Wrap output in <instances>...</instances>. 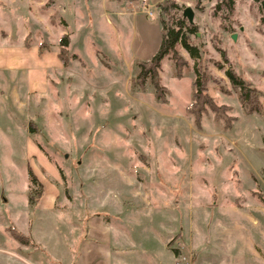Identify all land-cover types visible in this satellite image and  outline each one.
I'll list each match as a JSON object with an SVG mask.
<instances>
[{
  "label": "rangeland",
  "instance_id": "1",
  "mask_svg": "<svg viewBox=\"0 0 264 264\" xmlns=\"http://www.w3.org/2000/svg\"><path fill=\"white\" fill-rule=\"evenodd\" d=\"M111 1L0 0V264H88L108 254L119 224L137 240L160 221L177 226L159 229L164 237L198 240L206 264H264V11L252 0L230 12L214 10L217 0H175L192 10L198 57L177 48L180 77L162 60L161 101L131 81L135 52L160 29L156 0L153 20L140 0H116L130 11L131 2L137 20L105 16L101 2ZM61 31H75L67 66L32 68L37 46L55 53ZM195 68L223 107L218 116L206 107L197 123ZM227 69L258 92L259 112L243 113ZM27 167L42 186L35 207Z\"/></svg>",
  "mask_w": 264,
  "mask_h": 264
},
{
  "label": "trees",
  "instance_id": "2",
  "mask_svg": "<svg viewBox=\"0 0 264 264\" xmlns=\"http://www.w3.org/2000/svg\"><path fill=\"white\" fill-rule=\"evenodd\" d=\"M258 4V8L264 11V0H252ZM234 0H217L214 10L223 9L230 12L233 8ZM158 19L160 24V39L154 53L145 60L135 61L136 73L131 80L140 89L147 82L153 89V96L156 100L164 101L165 87L160 83L159 71L161 62L164 58H168L174 67L176 77H180L182 66L185 65L184 59L178 53L177 48L185 50L190 57L197 58L198 50L195 45L190 42V36L195 37L196 26L189 24L186 19L182 18V7L175 0H160L156 3ZM69 39L66 34H62L57 43L56 56L62 67H66L70 58L68 51ZM44 49L43 45L37 46V53L41 54ZM219 65V64H217ZM220 66V65H219ZM225 76L229 80L231 87L237 93L241 110L244 114H251L260 111V103L258 100V92L253 89L249 83L236 75L232 70L224 71ZM208 81L205 69H194V77L192 80V91L190 94L191 103L189 105L190 114L193 116L195 123L198 122L201 112L206 107L212 110L217 116L223 114V107L216 106L212 99L206 94V83ZM30 130H34V126L30 124ZM26 176L30 187L35 188L28 191L27 202L32 206L37 205L38 199L42 194V186L38 181L30 167L26 168ZM36 197H32V196ZM10 235L18 240H24L16 230H12Z\"/></svg>",
  "mask_w": 264,
  "mask_h": 264
},
{
  "label": "crops",
  "instance_id": "3",
  "mask_svg": "<svg viewBox=\"0 0 264 264\" xmlns=\"http://www.w3.org/2000/svg\"><path fill=\"white\" fill-rule=\"evenodd\" d=\"M159 1L160 0H156L155 4ZM124 4L125 5L122 6L120 2L113 0L108 4L109 9H105L104 2H101V8L105 16L109 15L107 13L108 10L114 11V13L119 16L131 12L132 16L134 17L133 20H137L136 19L137 15L135 13L136 11L134 12L130 11L127 7V4L126 3ZM177 4H183V3H177ZM137 22L140 21L138 20ZM80 26H77L75 31H77L80 28ZM75 31L73 32L71 31L70 33L61 31L63 34H66L68 36L69 39L68 50H70V47L72 46L71 42H72V38L74 37ZM137 31L139 30L137 29ZM135 34H136V29L134 35ZM157 36L160 37V29L156 28L155 30L154 27V40L152 41V43H150V45L139 47L138 48L139 50L135 52V55H138L139 60H145L147 59V57L149 58L154 53L159 43V39L157 38ZM101 38H102L101 39L102 43L107 44L106 42L107 38H103V37ZM90 41H91L90 44L93 47L97 48L96 44H93L92 40ZM40 56H41L40 59H37L36 61L35 59L33 60V63L34 62L36 63L35 65L36 68L35 67L32 68L37 70L40 68L44 73V70L50 66L56 68H60L62 66L56 56V52L53 53L50 51H43L40 54ZM37 208L38 207H36V209ZM171 210H172L171 208L161 209L159 207H155L154 211L158 214L161 213L171 214L172 213ZM173 219L175 221V216L173 217ZM118 226L119 227L116 229V234H114V238L110 242L111 249L110 251H107L108 254H106L104 257L102 255H97V254L90 255L88 258V264H206L207 263L204 255L200 253V250H197L198 240H189V242L183 243V242H179L177 239L166 238L161 233H159V229H166L167 230L166 232L174 231L175 229L177 230V226L175 223L160 221L158 224H156V227L149 228L150 237L141 238L137 240L136 238L132 239L129 236L123 224H119ZM178 260H180L179 263Z\"/></svg>",
  "mask_w": 264,
  "mask_h": 264
},
{
  "label": "built area",
  "instance_id": "4",
  "mask_svg": "<svg viewBox=\"0 0 264 264\" xmlns=\"http://www.w3.org/2000/svg\"><path fill=\"white\" fill-rule=\"evenodd\" d=\"M129 4H130V9L132 11L133 5L131 4V2ZM139 6L141 7L142 11H144L148 19L153 20L155 18L153 12L149 10V5L147 0H140Z\"/></svg>",
  "mask_w": 264,
  "mask_h": 264
},
{
  "label": "water",
  "instance_id": "5",
  "mask_svg": "<svg viewBox=\"0 0 264 264\" xmlns=\"http://www.w3.org/2000/svg\"><path fill=\"white\" fill-rule=\"evenodd\" d=\"M181 16L182 18L186 19L189 24L192 23L193 15H192V10L190 9L189 6H185L182 8ZM231 38L234 39V36L232 35Z\"/></svg>",
  "mask_w": 264,
  "mask_h": 264
}]
</instances>
